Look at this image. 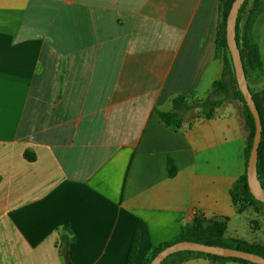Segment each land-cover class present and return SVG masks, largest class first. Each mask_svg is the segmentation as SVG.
Instances as JSON below:
<instances>
[{
    "label": "crops",
    "instance_id": "crops-1",
    "mask_svg": "<svg viewBox=\"0 0 264 264\" xmlns=\"http://www.w3.org/2000/svg\"><path fill=\"white\" fill-rule=\"evenodd\" d=\"M220 18V0H0V264H65L66 230L72 264H126L138 231L141 264L198 213L264 245V206L231 195L238 102L193 125L156 112L221 77ZM258 43L264 62V26Z\"/></svg>",
    "mask_w": 264,
    "mask_h": 264
},
{
    "label": "trees",
    "instance_id": "trees-1",
    "mask_svg": "<svg viewBox=\"0 0 264 264\" xmlns=\"http://www.w3.org/2000/svg\"><path fill=\"white\" fill-rule=\"evenodd\" d=\"M221 1V18L218 26L217 34V54L223 59V71L219 79L215 80L210 88L207 97L203 99L189 100L186 95H178L172 99V109L164 111L156 109L159 117L167 125H181L188 123L193 125L199 119H209L215 115L216 107L225 100L235 99L242 109L244 125L246 130V148H245V171L236 180L233 185L231 195L233 203L239 209H243L246 204L263 205L264 202L257 200L251 193L247 179V166L250 153L253 146L254 134L256 131L255 118L249 109L247 102L240 91L235 75L234 64L228 49L226 38V21L227 16L234 0ZM248 0H245L237 20L236 39L240 48L241 57L244 64L247 80L250 81L252 76L262 78L264 76V62L262 59L258 40L251 33L252 16L257 7L249 11L247 26L245 33L240 34V25L242 15ZM250 87V86H249ZM253 98L262 119V137L258 153V177L264 187V91L255 92L250 87ZM172 173L175 169L171 170ZM245 203V204H244ZM244 204V205H243ZM229 218L226 216L206 217L202 214H195L191 222L182 225L180 232L169 242L160 244L150 251L143 259L141 264H149L152 258L164 247L181 240H192L213 245H222L225 247L239 248L251 252L258 253L264 256V245L259 243H251L244 239L227 236L226 227ZM72 232L66 230L61 234L62 255L65 259V264H72L69 254L70 243L74 240ZM140 244V235L136 231L130 246L126 264H136L138 249ZM205 257L212 261L226 262L235 261L241 264H256L248 260L236 257H224L214 254H208L198 251H179L167 257L161 264H180L186 260Z\"/></svg>",
    "mask_w": 264,
    "mask_h": 264
},
{
    "label": "water",
    "instance_id": "water-1",
    "mask_svg": "<svg viewBox=\"0 0 264 264\" xmlns=\"http://www.w3.org/2000/svg\"><path fill=\"white\" fill-rule=\"evenodd\" d=\"M244 1L245 0H234L232 3L226 21V38H227L228 49L234 64L238 87L242 92L247 102V105L255 118V124H256L253 146L247 166L248 185L254 197L257 200L264 202V187L258 177V170H257L258 153H259V147L261 143L262 130H263L262 119L260 112L257 108L256 102L253 98V94L249 87V83L244 69L243 60L241 57L240 48L236 39L237 20L239 16V11ZM185 250L204 252V253L214 254L224 257H236V258L248 260L256 264H264V256L258 253L239 249V248L207 244L192 240H181L164 247L152 258L149 264H161L170 255Z\"/></svg>",
    "mask_w": 264,
    "mask_h": 264
},
{
    "label": "rangeland",
    "instance_id": "rangeland-1",
    "mask_svg": "<svg viewBox=\"0 0 264 264\" xmlns=\"http://www.w3.org/2000/svg\"><path fill=\"white\" fill-rule=\"evenodd\" d=\"M256 6L258 7L252 16V27L250 31L255 36V38L258 40L259 33L264 26V0H248L245 6V9H244L243 15H242V21L240 25V34L243 35L245 33L246 26H247V20L249 17V11ZM245 216L246 218L251 217L250 215H245Z\"/></svg>",
    "mask_w": 264,
    "mask_h": 264
}]
</instances>
